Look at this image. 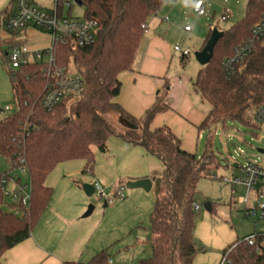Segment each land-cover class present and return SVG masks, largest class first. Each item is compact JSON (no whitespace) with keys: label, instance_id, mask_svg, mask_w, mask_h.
Listing matches in <instances>:
<instances>
[{"label":"trees","instance_id":"obj_1","mask_svg":"<svg viewBox=\"0 0 264 264\" xmlns=\"http://www.w3.org/2000/svg\"><path fill=\"white\" fill-rule=\"evenodd\" d=\"M164 2L84 0V17L97 22L95 42L83 47L60 45L58 54L61 63L71 64L84 78L85 88L74 100L65 98L52 111L39 105L46 83L41 64L34 61L12 68L8 50L23 41L15 34L4 38L0 35V41L8 46L2 56L10 64L8 77L18 104L16 112L0 119V154L11 171L24 168L30 184L29 198L24 203V185L16 176L18 199L10 204V209L0 205V264L8 249L31 236L45 210L53 193V188L45 183L48 174L59 163L74 159L85 160L84 171H92L93 147L106 152L111 136L143 147L164 164L150 215L148 242L152 255L141 259L139 264H198L194 220L197 184L219 166L211 141L208 140L199 157L183 147L182 139L170 125L153 126L157 115L172 110L167 98L168 77H164L163 89L141 116L131 114L116 101L122 88L119 75L133 69L145 33L143 25H147ZM12 6L13 0L0 13V32ZM263 14L264 0H248L245 18L223 32L213 57L198 71L193 88L211 105L197 125L199 131L211 132L214 126L227 121H238L251 129L260 127L256 115L264 105V44L260 43L256 51L236 64L231 74L224 61L250 36L253 25ZM10 178L11 172L4 175L0 172V203L6 180ZM253 234L255 242L249 245L245 238ZM227 251L233 264H264V232L238 238L223 253ZM84 264L111 263L107 251L102 249Z\"/></svg>","mask_w":264,"mask_h":264},{"label":"crops","instance_id":"obj_2","mask_svg":"<svg viewBox=\"0 0 264 264\" xmlns=\"http://www.w3.org/2000/svg\"><path fill=\"white\" fill-rule=\"evenodd\" d=\"M11 1L0 0V13ZM168 1L165 0L149 19L133 69L119 75L122 88L116 101L135 116H141L155 101L163 89L164 77H168L175 25L169 16L159 17L158 14L161 10L168 12L178 0L173 5ZM187 81L188 77L183 75L169 87L167 98L172 110L157 115L153 126L170 125L182 138L183 147L193 152L185 143V131L198 135L197 125L208 111L203 113L195 106ZM107 145L106 152L93 147L95 164L92 171H84L85 160L80 159L61 162L48 174L45 183L53 188L52 196L31 236L8 249L2 256L3 264H64L67 261L84 264L107 245L149 222L156 201V178L164 170L163 162L143 147L117 136L109 137ZM146 177L153 180L150 191L131 189L124 199L111 204L103 200L91 203L83 189L84 183L98 182L104 186L107 195L113 196L123 182ZM90 204L94 208L84 216Z\"/></svg>","mask_w":264,"mask_h":264},{"label":"rangeland","instance_id":"obj_3","mask_svg":"<svg viewBox=\"0 0 264 264\" xmlns=\"http://www.w3.org/2000/svg\"><path fill=\"white\" fill-rule=\"evenodd\" d=\"M176 1L169 0L168 2L173 5ZM196 1L178 0V3L173 5L168 12L161 10L158 16H169L171 23L175 25L171 40L173 59L168 73L169 85L174 84L178 77L187 76V86L191 92L192 101L200 111L205 113L210 110L211 105L206 100H202L192 84L198 71L203 67L196 59L195 52L203 48L207 37L214 28L224 32L243 20L247 13L248 0H202L207 9L206 15H197L194 12L193 6ZM226 9H229V17L223 19ZM72 13L83 17L84 7L74 6ZM186 22L192 25V31H185ZM0 35L1 38L6 37L2 30ZM28 37L27 44L31 48H43L50 44V36L47 33L30 31ZM1 41L0 119L18 110V104L13 98L12 86L8 77L10 64H7L2 56V52L7 51L8 46ZM176 45L182 49H189L191 55L183 60L181 53L175 50ZM6 105L10 108L6 109ZM114 117V122L118 124ZM259 126L257 129H251L238 121H227L224 124L219 123L214 126L211 132L205 129L199 131L198 135L197 133L191 135L185 131V143H188L187 145H190L193 152L199 157L203 155L206 143L210 140L219 163V166L210 170L209 174L202 177L197 184L196 200L200 207L195 211L194 220L196 223L195 240L199 247L195 261L198 264H218L223 250L235 240L250 233L264 232V215H261V211L252 214L255 202L251 197L249 203L245 201L246 186L241 183L233 185L227 181L232 174L240 175L239 165L248 160L261 159L264 156L257 151L258 148L264 149V119L260 121ZM134 159L137 160L136 155ZM77 160L80 159L69 160L68 162ZM157 160L162 162L159 158ZM0 172L3 175L6 172H11L12 175V178L6 180L4 196L0 203L1 207L7 210L10 209V204L15 201L13 194L18 188L15 177H20L21 184L26 185V192L29 193V175L20 169L11 171L2 154H0ZM125 183L127 182H123V184ZM123 184V192L126 194L131 189ZM150 193H152L154 201V191ZM88 198L94 204L102 202L96 193ZM259 200L264 201V198ZM207 202L211 204L210 210L206 207ZM148 221L131 230L125 238H120L105 247L114 264H139L141 259L151 257L152 248L148 242L150 216Z\"/></svg>","mask_w":264,"mask_h":264},{"label":"built area","instance_id":"obj_4","mask_svg":"<svg viewBox=\"0 0 264 264\" xmlns=\"http://www.w3.org/2000/svg\"><path fill=\"white\" fill-rule=\"evenodd\" d=\"M81 4L77 0H13V9L5 22L2 31L6 37L15 34L16 38L23 42L15 44L9 48L11 67L14 69L21 68L31 62L41 64L43 78L45 79V89L41 96L39 105L47 110L52 111L63 99L68 98L69 101L74 100L80 95L85 88L84 78L77 73L71 64L61 63L59 61L58 47L60 45H68L71 47H83L95 42L97 22L95 20L86 19L84 16L79 17L73 15L74 6L84 7V0ZM197 15H206L207 9L202 0H197L193 6ZM229 17V9L223 14V19ZM143 28L146 30L147 25ZM185 31H191L192 25L186 24ZM30 31L47 33L50 36V44L43 48H31L28 46V33ZM264 44V14L252 27L250 36L240 43L233 55L226 58L224 65L229 74L235 69V65L244 60L249 54L258 49L259 44ZM175 50L186 58L191 55L189 49H182L176 45ZM9 109L7 105L5 107ZM257 119H264V105L257 112ZM21 171H26L24 168ZM240 175L232 174L227 181L233 185L241 183L246 186L247 195L245 201L249 203L250 197L255 202L252 214L261 211L264 215V156L260 159L248 160L244 164L238 166ZM94 193L105 203L113 202L125 198L123 186H120L115 195L109 196L105 192L102 184L96 182ZM24 192L23 202H27L29 193L26 192V185L22 187ZM14 199H18L19 195L15 191ZM195 209H199V204L194 205ZM256 235H250L245 238L249 245H253ZM231 248L228 250L230 251ZM228 251L222 254L218 264H233L228 256ZM110 263L113 261L110 259Z\"/></svg>","mask_w":264,"mask_h":264},{"label":"water","instance_id":"obj_5","mask_svg":"<svg viewBox=\"0 0 264 264\" xmlns=\"http://www.w3.org/2000/svg\"><path fill=\"white\" fill-rule=\"evenodd\" d=\"M77 1L79 4L82 3L81 0H77ZM222 35H223L222 31H219L217 28H214L212 30V33H211L208 41L206 42L205 46L202 49L195 52V57L200 64L205 66L209 63V61L211 60V58L214 55L215 45ZM257 151L261 154H264V149L258 148ZM160 182H161V178L158 177L156 179V183H157V188L155 190L156 195H158V187H159ZM126 187L129 189L142 188L145 191H150L153 187V180L151 178H148V177L140 178L137 180H129L126 183ZM83 189H84L86 195L90 197L94 194L95 186L91 183H84ZM206 207L209 210L211 209L210 202L206 203ZM93 208H94V205L90 204L88 207V210L86 211L84 216H88L92 212Z\"/></svg>","mask_w":264,"mask_h":264}]
</instances>
